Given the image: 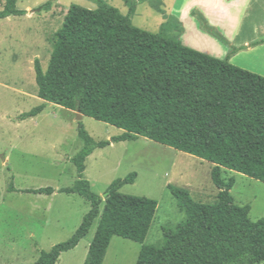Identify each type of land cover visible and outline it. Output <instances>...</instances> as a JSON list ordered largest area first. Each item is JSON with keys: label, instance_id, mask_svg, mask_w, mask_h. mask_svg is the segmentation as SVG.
Wrapping results in <instances>:
<instances>
[{"label": "trees", "instance_id": "16d2710c", "mask_svg": "<svg viewBox=\"0 0 264 264\" xmlns=\"http://www.w3.org/2000/svg\"><path fill=\"white\" fill-rule=\"evenodd\" d=\"M52 1L40 8L48 10ZM124 1L125 16L103 0H95L96 9L70 5L45 71L34 61L37 97L44 105L79 110L123 133L97 142L77 123L82 148L70 160L77 179L58 193L77 195L90 209L67 241L42 252L33 264H55L85 238L96 219L83 264H102L112 237L141 245L135 264H263L264 218L252 222L249 207L234 204V181L225 182L221 170L264 183V77L182 44L169 35L168 23L156 34L133 26L136 2ZM16 3L4 0L0 20L26 14ZM44 105L18 121L36 117ZM139 138L209 162L218 189L216 201L203 204L167 186L184 220L174 230H162L160 246L143 244L157 202L119 192L133 184L136 173L113 181L103 198L83 178L85 160L94 150ZM7 190L15 191L11 184ZM21 192L50 196L55 191Z\"/></svg>", "mask_w": 264, "mask_h": 264}, {"label": "rangeland", "instance_id": "374dc122", "mask_svg": "<svg viewBox=\"0 0 264 264\" xmlns=\"http://www.w3.org/2000/svg\"><path fill=\"white\" fill-rule=\"evenodd\" d=\"M47 1L17 0V8L26 14L0 20V264H33L42 252L67 241L88 213L89 204L81 197L58 193L77 179L70 162L82 148L77 123L97 142L123 133L89 117L78 119L74 111L44 105L37 97L34 61L38 60L45 71L55 33L68 8L97 7L95 0H55L48 10L41 9ZM103 1L127 15L124 0ZM134 1L133 26L156 34L168 23L171 37L217 59L237 52L236 44L228 42L255 37L250 29L253 21L264 23V17L244 16L242 5L235 0H218L215 13L208 7L209 0H160L159 5ZM3 4L4 0H0V9ZM246 56L249 55L242 53L235 63H253ZM40 105L45 108L39 115L18 121L21 114ZM84 165L83 178L101 198L113 181L136 173L133 184L123 186L119 192L157 202L144 245L160 246L162 230H174L184 220L167 186L182 189L203 204L214 203L218 194L210 179L212 164L145 138L96 149ZM221 176L225 182L233 179V202L249 207L252 222L264 218V183L225 169ZM10 184L15 191L8 192ZM40 188L55 192L50 196L21 192ZM103 205L104 199L100 211ZM97 222L98 219L85 238L73 250L62 253L55 264H83ZM140 248V244L112 237L102 264H135Z\"/></svg>", "mask_w": 264, "mask_h": 264}, {"label": "crops", "instance_id": "0c3cea01", "mask_svg": "<svg viewBox=\"0 0 264 264\" xmlns=\"http://www.w3.org/2000/svg\"><path fill=\"white\" fill-rule=\"evenodd\" d=\"M218 2H219L218 0H209L208 7L211 12L213 13L216 12V10L218 9V4H219ZM235 2L242 5L243 7L242 14L244 16L247 15L249 18L251 17L255 18V16L257 17L260 16L262 18L264 17L263 16L264 0H235ZM210 11L207 12L210 13ZM211 22L212 24L215 25H217L218 23L217 21H211ZM238 28L239 27L236 28L237 32L239 31ZM250 29L255 37L253 38L243 37L240 40L235 38L234 41L228 42L229 44H236L235 48L237 49V52L235 53V55L226 56L225 59H221V60H227L231 65H234L237 68L245 69L253 74H257L259 76L264 77V35L256 36V34L260 32L264 34V23L263 22L256 23L255 21H253V23L250 25ZM190 48L195 49L194 47H190ZM195 50L200 51L198 49ZM242 53L249 55L246 57L248 58V60H250L253 63L251 64L248 63L247 65H243L242 63H235L236 59Z\"/></svg>", "mask_w": 264, "mask_h": 264}, {"label": "water", "instance_id": "95a60500", "mask_svg": "<svg viewBox=\"0 0 264 264\" xmlns=\"http://www.w3.org/2000/svg\"><path fill=\"white\" fill-rule=\"evenodd\" d=\"M76 112V117L78 118V119H81V114H80V112H79V110H77V111H75Z\"/></svg>", "mask_w": 264, "mask_h": 264}, {"label": "bare ground", "instance_id": "6f19581e", "mask_svg": "<svg viewBox=\"0 0 264 264\" xmlns=\"http://www.w3.org/2000/svg\"><path fill=\"white\" fill-rule=\"evenodd\" d=\"M83 116H81V118H82Z\"/></svg>", "mask_w": 264, "mask_h": 264}]
</instances>
